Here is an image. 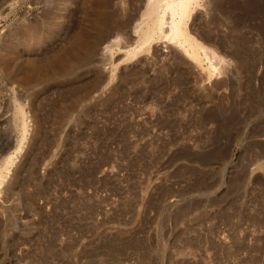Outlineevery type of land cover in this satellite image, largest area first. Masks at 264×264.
Masks as SVG:
<instances>
[{
    "label": "rangeland",
    "instance_id": "rangeland-1",
    "mask_svg": "<svg viewBox=\"0 0 264 264\" xmlns=\"http://www.w3.org/2000/svg\"><path fill=\"white\" fill-rule=\"evenodd\" d=\"M144 1L112 8L119 18L107 37L120 34L129 43L117 37L121 48L135 45ZM8 3L1 53L26 46L6 36L23 18L41 39L59 35L55 0ZM202 8L188 22L202 29L198 38L210 31L219 38L208 36L212 44L234 50L220 76L207 80L178 51L182 58L165 56L161 41L152 44L158 56L152 48L122 63L114 48V64L129 67L110 71L100 55L114 42L106 37L72 70L18 88L17 101L39 120L10 169L18 167L11 188H0V264H264V0ZM86 10L73 13L70 34L84 28ZM123 12L139 17L130 23ZM43 49L28 52L40 60L53 50ZM13 86L10 70H0V163L17 138Z\"/></svg>",
    "mask_w": 264,
    "mask_h": 264
},
{
    "label": "bare ground",
    "instance_id": "bare-ground-1",
    "mask_svg": "<svg viewBox=\"0 0 264 264\" xmlns=\"http://www.w3.org/2000/svg\"><path fill=\"white\" fill-rule=\"evenodd\" d=\"M127 1L129 3V0ZM145 1H146V4L144 3ZM145 1L143 2L145 4V8L140 16L142 19V22H140V24H137L136 26L134 24L135 29L133 30L135 31L134 33L133 31L131 32L135 34V35L131 34L136 40L134 46H127L125 48H121L120 45H118L119 42H121L122 40L121 38L118 37L120 34L116 35L119 32H115V31H118V29L121 27L120 29H122V31L124 32L125 30L123 29V27L126 26L124 25L125 22L124 23L121 22L123 26H121L122 24L121 23L119 24V22L118 23L116 22L118 25L116 23L114 24L115 27L116 25L117 26L120 25L119 27H117L118 29L116 28V30L114 31L116 33L115 34L116 36L114 38L117 40V37H118V39L120 40L119 42L117 40L118 44L117 42H115L116 40L114 41V39H112L113 36L111 38L107 37V35H110V33L112 35L113 31L112 32L110 31V33L108 31H109V28H111V25L114 23L113 20H114V16L116 17L115 14L119 13L114 10L117 9V11H119L118 9H121L120 7H122L125 3H127L125 2V0H55V6L56 8H59V11L57 12V15H56V18L59 19L57 20V23L60 24L59 35L58 33H53L47 39L45 40L41 39L39 35L40 30H41L40 27L34 24L25 23L24 21L27 18L22 19L21 23L19 24L20 25L19 28L14 29L12 32H10L11 34L9 33L8 35H6L9 38L8 41L10 42L13 41L14 44L16 42H21V44H23L22 41L24 40L23 42H26V46L24 45L25 43L21 46H25L26 48H22L20 45H18L16 47V50L18 52L17 54L10 53L9 51H8V54L4 52L1 53L4 49L0 52V65H2V68L0 67V70L2 69L10 70L12 83L15 85L13 86L14 89L11 90L9 96L14 106L13 126L15 128V133L17 134L15 144L13 145V151H11V153H7L6 156L3 157L0 163V188L2 186H5L7 189L11 188L10 186L12 185L11 177L14 176V173L16 172V170H18V167H15L14 170H12L13 172L11 173H10V169L15 164L16 159H18V155L20 151L22 150V148L25 145L26 146H28V144L30 145L29 140L33 139V136L35 135L37 131L36 124L38 123V120H39L35 113V110L32 111V113L30 112L29 114V112H27L23 108V106L17 101V97L20 98L22 96L20 94L17 95V93L19 92L18 88L31 86L32 84H35L36 82L42 81L46 78L64 74L67 70L69 71L76 64L77 66L80 65L78 63L80 61L83 62L85 56L86 57L90 56L93 52L96 51L98 46H100L101 48V44L104 43V41L106 40V37L108 40H113L115 43L112 41L110 43L109 41L110 44H107L106 46L103 45L104 47H102V50L100 51L101 52L100 55L102 57H105V59L108 60L109 63L108 62L107 63L108 65H110L109 67L110 71L114 69H118V67L121 66V71L118 73H122L129 67V65L126 64L127 66L124 65L125 67L122 68V65H120L119 63L129 61L133 57L139 55L140 53L143 56H144V53L148 55L150 52L149 50L154 48L152 44L157 43L159 41H161V45L164 43L165 44L167 43L165 45L166 47H163V48H167L166 50L167 53L166 51H162V53L164 52L166 53L165 56L171 55L172 53L173 54L182 53L185 59L183 58V60L182 59L181 60L184 62V64H186L189 68L191 67V69H194V68L199 69L200 73H203L204 74L203 76L207 80H210L213 76L215 77L220 76V74H222L223 71L227 69L226 67L230 63H232L230 62L231 59H229L228 57H232L230 55L232 52H234V50L230 53L227 50L221 49L219 47L222 45L221 42H220L221 45L219 46L212 44L213 39L212 40H209V39L211 36H216V35H212L210 31H209L210 34H208L209 32H205V30H203V32L207 33L208 35L207 34L205 35V33L204 35L200 33V35H203V37L202 36L201 37L204 40V43H201L203 40L199 42L201 37L198 38L199 35L196 34L195 30H197V28L194 30L192 28L194 24L192 23L189 25L188 23V22H191L192 19L194 20L193 22L197 21L198 18L195 21V16L194 18L192 17L193 14L196 13L194 11L197 10L198 7L199 8L203 7L205 9L209 0H145ZM4 2L5 0L0 2V7L4 5ZM138 2L142 4V0H137V3ZM17 3H18V0H13V1L9 0V3L6 6L7 7L6 10L14 9ZM134 3H136V1H134ZM127 6H131V5H127ZM69 7H72V10L70 12L61 13V11ZM77 8L79 9L84 8L85 10L87 9L86 11L88 10L90 11H88L89 13L86 12L88 15L85 13V16L84 15H83L84 17L82 16L83 17L82 20L84 21L82 22V24L83 25L85 24L84 28H81L82 24L79 22V25L81 24V26L80 27L78 26V27L81 29L74 30V32L70 34V32H68L71 30V29L69 30L68 28L72 27L70 26V18L73 15V13L77 11ZM112 8L114 10H112ZM128 11L129 10H127V12ZM127 12L126 14H128ZM124 13L125 12H123V17H124V20H126L125 17L127 16H124ZM133 15L129 17L133 18ZM199 15H200V12H199ZM199 15H197V17ZM5 16L0 11V19H3ZM136 16L134 15V17ZM200 16L202 17V15ZM137 17H139V15ZM116 18H119V17H116ZM129 19L127 20L129 21ZM120 20L118 19L117 21H120ZM131 20H136L138 22L140 19L137 20V18H135ZM136 21L134 23H136ZM129 22L131 23V21ZM129 22L128 23L126 22V23L129 24ZM126 30L128 29L126 28ZM129 31L130 30H128V34H130ZM197 31L200 32L202 31V29L199 28ZM124 33H127V31ZM124 33H121V35H124ZM57 35L59 36V40L60 39L62 40V44H60L61 46L60 45L57 46L56 41H54L55 40L54 38L57 37ZM127 35L125 37H128ZM124 36L123 37L121 36L122 38H124L123 42L125 41ZM216 38L219 39L217 36ZM216 38H215V41H216ZM1 41L3 43H6V45H8L4 38H1ZM132 42L134 43V40H132ZM124 43L125 45H129V43L128 44H126V42ZM124 43L122 44L121 42L122 44L121 46H124ZM171 43L173 44V46L169 45ZM130 44H131V40H130ZM228 46L229 45H227V47ZM34 47L39 48V50H44L43 49L44 47H50L53 50H52V53L48 57H46L45 59L38 60L36 57H34L35 55L34 52L32 53L28 52V48H34ZM176 47L179 50H177ZM232 47L235 48L234 46ZM114 48H116L119 53L121 52L120 54H123L124 59H125V60L123 59L124 61H121L119 63L117 62L118 63L117 65L116 63L114 64V61L118 59L119 53L116 51V53L118 54L115 55ZM120 48L123 50H121ZM153 51H155L156 54L158 53L157 56L159 55L158 51L160 50L155 49ZM235 51H236V48H235ZM202 54H203V59H202ZM163 55L164 54H162V56ZM165 56H164V59H166ZM179 56L182 58L181 54H179ZM146 57L148 58L149 56H146ZM154 57L152 56L153 59L156 58ZM233 58L234 57H232V59ZM158 59H160V57ZM204 59L207 62L206 65H203V62L205 61ZM237 60H238V57H237ZM137 62L139 61L137 60L136 63ZM164 63H165V60H164ZM138 65L140 64L138 63ZM169 65L167 66L169 67ZM134 67L136 68V66ZM115 71H118V70H115ZM107 73H110V72H107ZM116 73L113 72V74H116ZM113 74L111 72V75ZM104 76L107 77L106 75H103V78ZM116 76L118 75L116 74ZM216 82L217 81L214 82V85H217Z\"/></svg>",
    "mask_w": 264,
    "mask_h": 264
}]
</instances>
